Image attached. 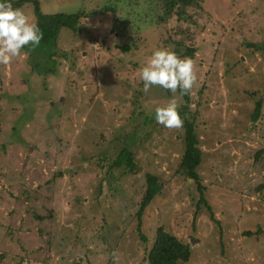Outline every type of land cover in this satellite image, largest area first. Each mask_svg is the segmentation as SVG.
Returning a JSON list of instances; mask_svg holds the SVG:
<instances>
[{"label":"rangeland","instance_id":"obj_1","mask_svg":"<svg viewBox=\"0 0 264 264\" xmlns=\"http://www.w3.org/2000/svg\"><path fill=\"white\" fill-rule=\"evenodd\" d=\"M40 2L47 13L86 17L77 34L60 30L52 58L27 45L0 65V264H149L160 226L190 244L179 264H264V105L251 120L264 101V0L202 2L214 22L191 27L196 54L186 57L198 81L188 103L175 94L188 105L185 117L197 112L198 172L218 222L206 205L195 217L200 191L177 172L183 124L169 129L155 119L173 94L159 86L145 93L141 84L154 50L172 46L168 27L139 21L144 44L126 53L123 18L103 9L117 1ZM20 9L36 23L31 4ZM176 24L173 15L168 25ZM125 147L133 171L112 165ZM147 173L164 187L140 222Z\"/></svg>","mask_w":264,"mask_h":264},{"label":"trees","instance_id":"obj_2","mask_svg":"<svg viewBox=\"0 0 264 264\" xmlns=\"http://www.w3.org/2000/svg\"><path fill=\"white\" fill-rule=\"evenodd\" d=\"M114 1L117 2L108 4L104 6L103 9L106 12H113L116 14L117 21L123 18L122 22L124 25L121 33L126 36L127 44H131V47L128 45L121 46L126 53L132 50V52H134L135 49L137 50L139 46L144 44V32L141 30L138 22L145 20L149 23L156 21L158 25L165 24V26L168 27L170 36L164 40L166 43L172 45L169 49L171 50L172 48V51L179 57H194L196 54V48L194 46L195 37L191 27H207L214 22L213 15L202 5L204 0H142V2H140V0H122V3H120V0ZM10 2L15 8L31 4L34 10V16L36 17V24L43 33V39L38 47L49 50V58H52L51 55L57 53L55 49L59 40L60 30L66 28L68 31H74V33L77 34L80 29L82 18L86 17V12L83 10H79L75 13H47L43 10L40 0H10ZM119 13H122L123 17L118 16ZM173 15H176L178 24L168 25L169 18ZM202 15L207 17L204 18ZM183 22H187V25L183 24ZM91 38L92 42H94V34H91ZM104 42L105 40L103 39V43ZM26 47L27 46H25L24 49L28 50ZM175 48L178 50H175ZM141 84L143 85V81ZM181 96H183L184 103L190 101V93ZM263 105L264 101L262 98L256 101L255 109L251 114V120L253 122L261 118ZM183 107L179 106L178 111L184 120L185 149L177 172L185 178L193 180L200 191V197L197 201L198 209L195 212V217L198 215V211H200L202 206L206 205L213 221L218 222L219 220L215 218L212 206L205 197L206 187L198 172L204 154L200 147V139L197 134V112H194V115L189 119L185 117L187 113H190V111H186L188 105H183ZM258 152L256 153V158L261 156V150ZM112 165H124L133 171L136 163L131 153H128V147H125L120 151L117 158L114 159ZM163 187V182L160 181V178L156 174L147 173L146 191L141 202L140 210L137 213L140 222H142L141 218L145 209L162 192ZM263 189L264 183L257 187V190L260 192H262ZM244 233L247 235L261 234L262 228H258L255 232L246 230ZM141 236L142 240L147 243L148 237L143 235L142 232ZM190 256V244L184 242L174 233L166 231L163 226H160L157 228L153 240L146 249L145 259L149 264H179L180 262H187Z\"/></svg>","mask_w":264,"mask_h":264},{"label":"clouds","instance_id":"obj_3","mask_svg":"<svg viewBox=\"0 0 264 264\" xmlns=\"http://www.w3.org/2000/svg\"><path fill=\"white\" fill-rule=\"evenodd\" d=\"M42 39L38 25L22 9L13 7L10 0H0V65L7 66L23 55L25 46H39ZM140 79L145 93L152 86H159L173 94L166 105L155 108L157 123L169 129L181 127L183 120L175 94L177 91L181 95L189 94L197 83L198 73L193 60L181 58L168 49H156L141 68ZM113 256L118 260L115 251Z\"/></svg>","mask_w":264,"mask_h":264}]
</instances>
